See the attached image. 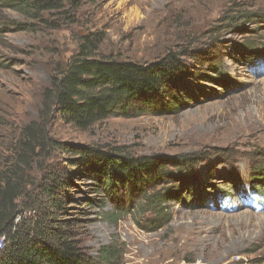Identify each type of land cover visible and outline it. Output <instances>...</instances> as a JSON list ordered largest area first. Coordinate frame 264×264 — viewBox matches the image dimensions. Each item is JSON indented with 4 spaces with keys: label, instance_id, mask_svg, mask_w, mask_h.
I'll use <instances>...</instances> for the list:
<instances>
[{
    "label": "rangeland",
    "instance_id": "obj_1",
    "mask_svg": "<svg viewBox=\"0 0 264 264\" xmlns=\"http://www.w3.org/2000/svg\"><path fill=\"white\" fill-rule=\"evenodd\" d=\"M75 4L76 8L65 6L68 18L55 10L38 21L0 4V165L11 164L26 180L39 176L33 168L37 162L53 166L63 180L65 170L73 167L59 150L42 151L31 168L17 162L15 150L30 163L45 137L72 144L122 145L136 155L173 160L201 156L203 160L188 172L201 192V203L166 201L168 220L160 229L146 223L153 212L139 213L121 196H103L79 172L64 188L68 196L58 191L68 215L62 209L57 218L77 219L75 233L88 256L97 260L101 249L114 248L117 257L104 264L264 260V205L256 208L248 189L250 168L263 157L256 152L264 154V58L247 62L244 50L252 42L264 51V19H233L239 9L264 16V0ZM86 33L103 38L99 56L121 60L147 63L168 50H185L182 60L193 76L183 85L193 97L183 95L188 103L177 112L113 115L84 131L73 128L54 114L44 92L54 70L75 52L79 36ZM213 64L229 83H219L221 77L211 72ZM176 183L165 181L156 187Z\"/></svg>",
    "mask_w": 264,
    "mask_h": 264
},
{
    "label": "trees",
    "instance_id": "obj_2",
    "mask_svg": "<svg viewBox=\"0 0 264 264\" xmlns=\"http://www.w3.org/2000/svg\"><path fill=\"white\" fill-rule=\"evenodd\" d=\"M75 2L0 0L3 7L32 21L41 20L45 13L55 10L63 11L68 18L65 6L76 8ZM258 17L264 19L256 12L239 9L233 19L254 20ZM78 39L75 52L54 70L44 92L54 114L73 128L84 131L113 115L129 117L133 114L177 112L188 103L186 98L193 97L183 85L186 77L193 76L182 60L185 50H168L157 60L141 63L110 55L99 56L103 38L98 33L82 34ZM257 48L252 42L244 46L245 61L257 59L256 56L264 58V51ZM212 66L213 75L221 77L219 83H229L218 64ZM200 76L214 79L208 75ZM37 148L39 151L31 157L30 163L15 150L17 162L31 168L32 161L42 151L52 149L66 153L67 164L73 169L65 170L67 176L59 180L53 166L43 167L35 162L33 168L36 167L39 176L25 180L17 170H12L11 164L6 167L0 165V238L3 239L0 264H104L105 260L117 257L112 247L101 249L97 260L88 256L75 233L77 219L57 218L56 214L65 209L58 191L68 196L64 188L70 178H77L79 173L85 174L83 176L89 178L95 190L103 196L111 200L121 196L126 199L127 206L135 207L137 212H153V217L146 220L153 228H162L168 220L166 201L193 206L201 203L203 198L197 186H193V177L188 176L190 168H195L203 160L201 156L173 160L158 154L136 155L122 145L72 144L49 137L41 140ZM256 153L263 157H259L260 162L250 168L248 188L263 194L264 154ZM165 181L177 183L170 187H156ZM22 204L23 207L19 208ZM62 212L68 215L65 210ZM260 263L264 264V260L255 264Z\"/></svg>",
    "mask_w": 264,
    "mask_h": 264
},
{
    "label": "built area",
    "instance_id": "obj_3",
    "mask_svg": "<svg viewBox=\"0 0 264 264\" xmlns=\"http://www.w3.org/2000/svg\"><path fill=\"white\" fill-rule=\"evenodd\" d=\"M2 245H3V239L0 238V249H1Z\"/></svg>",
    "mask_w": 264,
    "mask_h": 264
}]
</instances>
